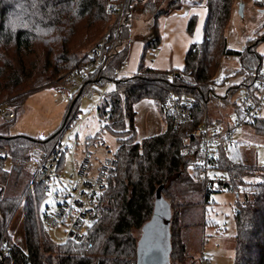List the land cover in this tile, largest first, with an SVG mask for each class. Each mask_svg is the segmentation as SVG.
<instances>
[{
  "label": "trees",
  "instance_id": "1",
  "mask_svg": "<svg viewBox=\"0 0 264 264\" xmlns=\"http://www.w3.org/2000/svg\"><path fill=\"white\" fill-rule=\"evenodd\" d=\"M122 3L123 0H0V105L4 103L16 113L31 92L59 80L60 75L83 68L93 59L86 55L88 49L107 32L113 12ZM204 4L202 39L189 45L182 69L161 71L144 66L146 57L152 59L160 44L158 19L180 9V0H126L123 27L108 33L103 50L106 60L88 77H95L98 88L114 84L110 93L99 98L96 113L102 123L100 129L116 138L112 154L115 167L100 199L99 220L88 228L86 243L55 242L39 217L43 186L35 182L33 173L24 181L30 151L44 149L60 129L43 139L0 134V264H137L139 238L135 234L141 235L153 218L158 197L168 203L170 210L169 260L180 262L185 255L178 210L182 205L173 190L175 181L185 177L188 169H192V184L198 186L204 200L223 191L236 195L233 264H264V164L247 163L238 152L240 144L232 140L227 150L217 148V171L205 166L204 176H199L202 165L198 160L203 150L199 136L193 134L204 122L223 123L233 130V135L236 126L246 124L264 138V114L245 115L239 109L241 92L253 95L256 91L255 73L264 59L256 46L264 24L246 40L242 50H229L225 29L232 0H205ZM136 14H148L151 21L136 71L123 75L120 70L128 47L120 46L128 37V22L136 19ZM196 19L191 16L187 22L190 35ZM231 55L238 57L237 74L242 78L221 96L214 91V78L221 60ZM170 93L194 99L193 122L173 132L171 121L163 117L162 133L138 140L134 105L152 100L162 112ZM231 94L237 96L228 101ZM226 102L232 107L235 123L226 117H209V107L224 108ZM6 124L9 123L3 125ZM187 128L190 136L185 143L181 131ZM90 140L89 145L94 144L96 137ZM7 161L9 169L5 168ZM215 174L227 178L216 188L211 180ZM221 184L224 188L219 190ZM19 188L16 195H9ZM19 209L24 249L9 233Z\"/></svg>",
  "mask_w": 264,
  "mask_h": 264
},
{
  "label": "rangeland",
  "instance_id": "2",
  "mask_svg": "<svg viewBox=\"0 0 264 264\" xmlns=\"http://www.w3.org/2000/svg\"><path fill=\"white\" fill-rule=\"evenodd\" d=\"M255 1L257 0H254L252 5L242 8L241 13H239L238 5L235 6V8H237L234 10L233 15L230 16L225 29L226 46L229 50L233 49L239 51L243 49L246 40L252 36L254 31L260 29L264 24V4L258 1L260 3V5H258ZM125 2L126 0H123V3L117 7L118 10L113 12L109 28L99 40L105 35L108 36L111 30H119L123 27L125 23ZM149 17L148 14H136V19L130 18L128 22V37L120 46V48L128 47L127 58L123 65L125 67V69L123 68L125 72H129L131 67L134 66V68H132L133 70L137 66V62L143 50V38L148 34V27L151 21ZM259 33L262 34V37L256 46V51L264 56V33L262 30ZM98 41L94 42L88 50H91ZM231 56L232 57L226 56L221 60L219 69L222 65H230L235 71L237 70V62L234 58L236 56ZM149 60L150 58L147 56L145 61ZM219 69L216 75L219 73ZM237 71L233 76L226 77L222 84L214 85L216 94L222 96L231 86L240 83L242 77L237 74ZM68 73L60 75L59 80L52 81L48 86L31 92L20 110L15 113V119L9 124L3 125L4 122L0 118V125H3V127L0 128V134L6 136L24 135L36 139H43L53 135L59 129L61 130L69 116L73 119L74 115H80L84 118L78 130V146L75 159L79 161L85 149L91 152V167L88 175L94 176L101 164L106 160H113L112 154L117 147L116 138L110 132L100 129L102 123L99 121L95 107L99 102L98 92H103L104 95L108 92L110 93L114 89V84L108 83L105 87L98 88L95 83V77H88L85 79V85L79 90L75 88L69 99L66 95H62L59 91H56L58 84L66 82L65 77ZM89 85L95 90L91 99L84 96L86 86ZM109 87L110 89H108ZM228 96L227 100L232 101L237 95L231 94ZM226 103V106L220 109L209 107V117L222 120L226 117V120L228 118L229 121L233 122L232 107L228 105V102ZM1 105L5 104L1 103ZM134 111L136 113L134 123L138 140L160 134L165 130L163 114L159 112L158 106L154 101L142 100L134 105ZM58 135L57 133L49 144L43 148L45 150L50 149ZM65 135L73 137L75 134L74 131L72 134H69L67 131ZM94 137H96L94 144H102L104 148L94 149V144L89 145V142H91L90 139ZM233 141L240 144L241 149L238 150V152L245 158L247 163L264 164V138L256 135L250 126L246 124L236 126ZM70 166L71 155L68 154L65 156L64 168L61 176V181L64 184L68 182L71 172ZM5 168H10L9 161L6 162ZM31 175L32 173L26 170L24 181ZM245 180L250 181L251 179L245 177ZM193 181V171L192 169H188L185 177L178 179L174 184L173 191L178 197V202L182 205L178 210L180 211L179 223L181 226V241L185 246V255H183L180 262H176L173 258L169 260L168 253V264H201V257L209 259V264H233L235 246L234 209L236 195L229 191H223L212 193L209 199L204 200V196L199 191L198 186L192 184ZM23 184L24 182L20 187H22ZM19 191L20 188L17 189V191H10L8 193L14 196ZM44 205L45 202L42 203L41 207ZM169 216L170 210L168 203L158 197L156 199L153 218L151 219H154V221H151L148 225V229L145 230L143 239L138 245L137 264H142L141 257L144 249L141 248L145 244H148L150 239H153L156 246L161 247L167 254L169 251L168 235L167 233L164 235V233L165 225L169 221ZM153 229H155L154 234L152 233ZM64 230L65 227L61 226L55 234H50L51 238L55 242H63L65 240ZM9 233L12 235L13 241L20 248L24 249L22 209H19L12 219ZM139 234H135V237L139 238Z\"/></svg>",
  "mask_w": 264,
  "mask_h": 264
},
{
  "label": "built area",
  "instance_id": "3",
  "mask_svg": "<svg viewBox=\"0 0 264 264\" xmlns=\"http://www.w3.org/2000/svg\"><path fill=\"white\" fill-rule=\"evenodd\" d=\"M264 4V0H259ZM105 35L92 47L87 56L91 60L81 69L71 70L65 77L66 82L58 84L56 91L71 98L74 89H81L85 85V79L94 68L104 64L106 55L104 46L107 40ZM256 77V91L249 93L242 91L240 94V111L245 115L264 114V59ZM91 85L86 86L85 95L91 99L94 93ZM99 98L104 96L103 92H98ZM195 101L193 98L183 95L175 96L169 94L162 109L163 117L171 121V130L180 131L184 125L193 122L192 109ZM98 103L95 105L97 109ZM78 109V106H77ZM16 117L13 110L0 105V118L4 123L12 122ZM76 117V118H75ZM84 117L77 115L71 119L68 117L63 127L58 132L55 142L50 149L33 148L29 153L27 170L35 176V182L43 186L45 205L39 210L40 221L50 234H55L61 227H65L64 239L75 244H84L87 241V230L99 220V205L102 194L107 188L109 176L114 171L115 162L106 160L97 169L94 176L88 175L91 167L92 153L85 149L79 161L75 159L78 146V130ZM235 123V121H233ZM74 131V136L65 135ZM183 142L188 143L190 130L183 129ZM194 135L199 136L200 146L203 156L198 160L202 165L199 176H204L205 166H209L212 171H217V148L227 150L232 145L233 130L216 123L199 125L194 131ZM94 149L104 148L102 144H94ZM71 155V172L67 184L62 183L61 176L64 168L66 155ZM211 180L216 188L219 182L224 183L227 178L220 174L212 176ZM223 184L218 186L222 190ZM64 240V241H65ZM91 246V243H88ZM201 264H209V259L202 257Z\"/></svg>",
  "mask_w": 264,
  "mask_h": 264
},
{
  "label": "crops",
  "instance_id": "4",
  "mask_svg": "<svg viewBox=\"0 0 264 264\" xmlns=\"http://www.w3.org/2000/svg\"><path fill=\"white\" fill-rule=\"evenodd\" d=\"M254 0H232L231 15H233L235 6L242 3V8L252 5ZM259 1V0H257ZM204 0H180L181 8L172 11L169 15L158 19V33L160 35V44L155 52V56L149 61L144 60V66L152 69L167 71L170 69H182L184 57L190 44L201 41L203 36V25L206 17ZM262 12V11H261ZM191 16H196V25L192 35L187 32V22ZM231 50V49H230ZM233 50V49H232ZM242 50V49H241ZM238 51V50H233ZM240 51V50H239ZM232 57V56H230ZM237 62V70L239 62ZM226 59V58H225ZM135 69L125 72L122 65L121 74L129 75L136 71ZM236 70V71H237ZM236 71L230 65H222L215 78V85L222 84L226 77L233 76ZM110 89V87L108 88ZM107 89V90H108ZM138 104V103H137Z\"/></svg>",
  "mask_w": 264,
  "mask_h": 264
},
{
  "label": "water",
  "instance_id": "5",
  "mask_svg": "<svg viewBox=\"0 0 264 264\" xmlns=\"http://www.w3.org/2000/svg\"><path fill=\"white\" fill-rule=\"evenodd\" d=\"M242 6H243V4L240 3L239 4V13H241ZM151 221L153 222L154 219ZM151 221L142 230V233H141L139 240H138V245L140 244L141 240L143 239V235L145 233V230L148 229V225L151 223ZM167 226H168V223L165 225L164 235H166V233L168 235ZM152 233L153 234L155 233V229H153ZM141 249H144V252H142V257H141L142 258V264H168V253H169V251L166 254L161 249V247L156 246L153 239H150L149 243L145 244ZM166 260H167V262H166Z\"/></svg>",
  "mask_w": 264,
  "mask_h": 264
}]
</instances>
